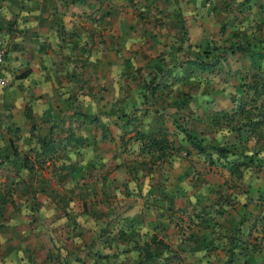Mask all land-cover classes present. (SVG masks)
I'll list each match as a JSON object with an SVG mask.
<instances>
[{"label":"crops","instance_id":"obj_1","mask_svg":"<svg viewBox=\"0 0 264 264\" xmlns=\"http://www.w3.org/2000/svg\"><path fill=\"white\" fill-rule=\"evenodd\" d=\"M180 7L189 33L187 43L206 45L216 37L215 17H201L199 9L184 12ZM160 8L162 13L139 19L121 17L117 6L94 0H0V39L7 47L3 67L7 84L0 89V152L6 166L0 170V179L24 180L14 194L19 210H12L9 217L25 233L11 242L0 241V264H14L17 256L23 264H57L49 251L67 260L83 254L85 261L88 250L112 253L120 243L116 237L119 224L131 217L137 222L131 239L149 237L154 224L161 223L163 230L156 232L171 253L184 257L185 264H204L205 251L197 250L186 238L188 226H194L190 217L198 211L196 198L207 211L213 209L212 197L224 182L216 180V170L228 173L195 154L181 153L170 162L154 160L139 152L141 141L134 139L135 131L175 138L180 133L177 121L184 118L194 123L192 118L218 96L210 90H186L188 103L177 109L172 104L185 92L184 86L179 87L181 78L164 76L152 95L145 90L155 66L169 64L177 55L173 45L179 18L166 6ZM155 15L160 21H155ZM120 105L126 111L137 107L131 124L100 113ZM71 107L76 109L74 115ZM88 115L97 116L105 131L87 122ZM198 129L207 134L206 125ZM198 129L194 131L199 133ZM71 132L82 140L67 141L65 136ZM39 139L55 141L63 149L42 166L33 164L30 172L19 168L16 177L14 168L7 165L19 163L23 154L33 159L35 150L41 148ZM13 149L16 156H11ZM132 165L136 169L131 181L125 167ZM107 180L113 181L111 209L95 202L97 194L93 197ZM114 184L128 187L131 193L114 189ZM166 195L174 199L172 208L165 203ZM28 198L33 223L25 215ZM6 206L0 216L5 217ZM226 211L222 225L211 233L216 245L214 264L223 257L222 234L230 229L231 219L241 214L237 207L227 206ZM104 225L105 232H100ZM200 230L205 232L204 227ZM106 235L114 236L115 242L109 240L112 250L101 244Z\"/></svg>","mask_w":264,"mask_h":264},{"label":"trees","instance_id":"obj_2","mask_svg":"<svg viewBox=\"0 0 264 264\" xmlns=\"http://www.w3.org/2000/svg\"><path fill=\"white\" fill-rule=\"evenodd\" d=\"M69 1L76 2L77 0ZM80 1L85 2V0ZM94 1H100L101 3V0ZM197 1L200 2V6L202 7L199 8L200 16L215 17L213 25L215 27L217 25L220 32H224L227 29L230 32V35L225 39L223 45H216L214 41L208 40L206 45H204L203 41H200L197 44H193V46H191L189 43H186L183 46V43H185V41H187L189 38L188 32L186 29H184L185 26L181 20V7L179 5L173 4L172 6L175 7L174 9H172V7L169 12H173L174 16L177 17V19L179 18L177 21V28L180 30L176 32V41H174L175 45H173V50L174 53H177L182 47L185 57L179 59V57L175 55V58L171 59V63H164L162 65L155 66L152 77L144 83L145 90L151 95L155 91L156 87L160 86L159 81H161V78L164 76H169L171 78H181L182 83L193 80V78H196L197 80L201 79L200 83L203 81L204 91L205 86H208L210 91L217 92L219 88L216 87L215 83L212 82L211 77H209L210 74L216 73L214 70L218 65L217 63L220 61V59L225 58L228 53L231 55L236 53H245L250 48L248 44L249 39L246 38L247 34L244 28L240 26L242 23L238 26L237 20L232 21V24H230L229 18L231 17H229L228 14L224 15V19L217 21L218 13L216 11L217 8L215 7L216 4H212V0ZM205 1L209 2L204 6L202 3ZM259 2L260 1L258 0H241L235 4L236 6L240 5V8L237 7L238 11L246 12L253 8V4L256 6L257 10H260L262 7L264 8V1H262V4L260 3V8ZM111 3L113 6H116L112 1ZM190 3L194 4V1H191ZM243 4L245 7L242 8ZM138 9L140 10L143 8L138 7ZM143 10H140L139 14L136 13L135 17L139 19H146L145 11L144 13L141 12ZM156 12V14H160L163 12V9H157ZM104 14L106 15L107 13ZM154 17H156L155 21H160V16L155 15ZM225 24H228V26ZM129 28H132V26L129 25ZM251 37H255V35H251ZM244 41L246 43H244ZM251 44V47L256 48L254 47L257 45L256 43ZM183 68L187 69V74L182 76L179 74V71ZM202 74H205V76L201 77ZM156 76L158 77L157 79ZM262 80H264V77H262ZM258 85L259 84L257 81L248 82L245 86L243 96H241L242 93L236 92V94L233 93L235 95L230 94L228 96L231 102L230 107L226 109H219L211 112L202 110V114L206 117L203 120L199 119V121H202V123L206 125L205 131L207 134L203 131V129L199 130L196 126V123L187 121L184 122V118L181 119L183 124L177 121L176 129L179 130L180 133L175 135V138L173 139H169L165 135L155 138L153 136L140 133L139 131H135L134 139L141 141L139 152L141 154L149 155V157L154 160L161 159L162 162H170L173 160L172 157L181 156V153L185 156L192 154L203 156L209 164L218 165L221 169L225 170L230 177L243 179L241 178L245 175V172L243 171L249 168V165L253 162L252 159L254 156L257 157V160L264 166V101H260L258 105H254V103L257 101V98L264 96V81L261 88H258ZM249 90L252 93L251 95L247 96ZM143 97L145 99H148V97L150 98V96ZM189 97V92L185 91L179 100L174 102L172 101V105L177 109L182 108L188 103ZM210 102L211 100H209V103ZM249 102H251V105H249ZM136 108L137 107L135 106H131L126 111L122 105L117 107L110 106L107 109H102L100 113L106 119L109 118L117 120L124 125H128L131 124V121L134 119ZM69 110H71V114L73 115L76 113V109L72 110V107L69 108ZM238 117H241L240 120L244 121H240V123L237 121ZM86 118L87 122H95L102 132L105 131L106 128L104 123L102 121L100 122L97 116L88 115ZM196 129L199 130V133L194 131ZM234 133H236L239 138L237 139L238 141L236 140V142L230 141V138ZM65 138L67 141L73 140L77 143L82 140L81 136L75 137L73 136L72 132L67 133ZM241 140H251L249 147L250 155L239 151L236 148V143L240 144ZM39 142L41 148L35 150L33 159L27 156V154H23L18 160L19 163L7 165L8 168H14V175L16 177H19V168L26 169L30 172L33 170V164L36 166H42L44 162L52 158V155H54L57 150L63 149L60 147L58 148V144L55 143V141L51 143L49 141L39 139ZM123 145L125 148L126 143L123 142ZM2 155L3 154L0 152V170L2 168L5 169L6 166L4 164V158H2ZM11 156H16L15 149L12 150ZM125 168L126 174L129 176L128 180H134L133 172L135 171L136 167L132 165L129 169L128 167ZM12 181L13 183L11 182L9 185L14 184L13 186H20L21 183L24 182L23 179L20 181ZM111 182L113 181L107 180V182L101 187L102 189H98L97 192L93 193V197H96L95 194H97L98 197L97 199H94L95 202L105 206L107 209H111V207L113 208L112 204H110V198L112 197ZM224 183H226V181H224L223 184ZM113 188L119 191L125 190V194L131 193V191L127 189L128 187L125 188V186L121 184H114ZM1 190L2 189H0V215L3 206L5 203H7L2 193L3 191ZM219 190L221 189L219 188L218 191ZM7 191L8 190H5V192ZM10 192L11 191L9 190L7 195L10 194ZM246 192H248V195L252 194V192ZM261 194L257 195V197H263L264 200V192L262 195ZM164 198L165 203L168 204V208H172L174 202L173 197L166 195ZM249 199V201H243L245 200L243 198L242 203H240L239 208H237L238 210H241V214H239L238 219H231L232 221L230 229H226L224 234H222V242H225V247L222 249L223 257L218 259V264H262L264 261L263 207L259 205L260 201L251 198V196ZM30 200L31 199L28 198L25 202V208H27V210L33 208ZM219 203L220 204H218L217 201H213V209L207 211L204 209L206 205H201L202 203L200 198H196L195 207L198 208V211L197 213L195 212L192 217H190L194 226H188L190 231L187 233L186 238L193 245L195 244V248L197 250L205 251L203 255L205 257L204 264H214L213 259L215 258L214 250L216 245L213 243L214 238L211 237L213 229L219 228V226L222 225L224 216L227 213V206L232 209L236 208V206L234 207L233 205H227V202ZM91 208L89 209L90 212H92ZM18 210L19 208L16 207L15 211ZM28 215L30 216V222L33 223L35 218L32 211H29ZM7 220L8 217H6V215L5 217L3 215L0 216V224ZM136 223V217H131L130 220H128V222H126L124 225L121 223L119 224V228L116 231V237L120 238V243L115 247V251H112V253L107 252L106 249H97L94 251L88 250V254L90 255H88V260L85 261L83 254H75L73 255L74 257L67 260L64 257L62 258V256L60 257L58 254L49 251L51 260L57 264H185L183 263L184 257L179 256L175 252L171 253L168 244L158 237V233L156 231L163 230V228H161V223L154 224L151 235L141 241L131 239V237L134 235V232H137V227H134ZM200 227H204L205 232H202ZM105 228L106 227L104 225L103 228H101V231H99L105 232ZM100 232H98V236H101ZM105 237L107 238H105L101 244L106 247H110L112 250L114 246L112 247V244L110 245L109 240L115 242V240H113L114 236H111L112 239L107 235ZM260 242L261 245H259ZM92 244V246H94V243ZM188 262L189 261H187V263Z\"/></svg>","mask_w":264,"mask_h":264},{"label":"rangeland","instance_id":"obj_3","mask_svg":"<svg viewBox=\"0 0 264 264\" xmlns=\"http://www.w3.org/2000/svg\"><path fill=\"white\" fill-rule=\"evenodd\" d=\"M111 1L115 3L117 6V10L119 11V14L121 17H128L126 15H130L131 18H135V14L138 13L140 10H143L141 12L144 13L146 18L150 17L147 14L153 15L156 14L157 9L160 8V6H166L168 7V12L172 9H174V5H179L182 6V9L185 12V9H199L202 8L200 6V2L197 0H185V2L181 3L183 0H101L96 2L97 4H110ZM191 1H194L193 3H190ZM241 1V0H212V4H216L217 8V21H220L224 19V14L223 10L227 12L229 15V23L232 24V21H237V25L239 26L241 23V27L244 28L246 32V38L249 39V50L245 53H236L234 55L227 54L225 58L220 59V61L217 63V67L215 68L214 72L215 74H210L209 77L212 78V81H214L216 87H218V96L215 98V101H211L209 103L210 107H206L205 110L206 112H211V111H216L219 109H226L230 107V100L228 96L233 93H242L241 96H243L245 86L248 82H258V88L262 87L263 81L262 77H264V8L262 7L260 10L256 9V6L253 4L251 10H248L246 12H240L238 11V8H240V5L236 6V2ZM259 2V8H260V3L262 4V1L264 0H258ZM209 1H205L202 4L205 6L207 5ZM226 2V3H225ZM148 3V4H147ZM236 3V4H235ZM171 4V5H170ZM146 5V6H145ZM138 7H142L143 9H138ZM238 7V8H237ZM245 7V5H242V8ZM165 10L164 14L167 13ZM259 11V12H258ZM126 14V15H124ZM130 20V19H129ZM224 25V24H223ZM228 26V24H225ZM186 29V26L184 27ZM213 33L215 34V38H213L212 41L216 43V45H223L224 41L226 38L229 37V31L226 29V31L220 32L218 29V26L216 27L213 25ZM224 30V28H223ZM180 31V30H179ZM187 31V29H186ZM188 32V31H187ZM189 34V33H188ZM251 35H255V37H251ZM188 42L185 41L183 43V46ZM213 43V44H214ZM244 43H246L244 41ZM251 43H256L253 48L251 47ZM177 57L184 58V50L181 47L180 51L177 52ZM179 74L186 75L187 74V69H182L179 71ZM204 77L205 74H202L201 77ZM227 79V81H226ZM200 80H197L196 78L193 80H189L188 82L181 83L179 87L182 88L184 86V90L190 92H200L204 93V84L203 81L200 83ZM224 82V84L222 83ZM200 83V84H199ZM200 86H199V85ZM192 85V86H191ZM203 87V88H201ZM205 91H209V87L205 86ZM221 91L225 92L221 95ZM228 93V95H227ZM235 93V94H236ZM251 91L249 90L247 93L248 95H251ZM233 94V95H235ZM260 101H264V96H260L257 98V101L254 103V105H258ZM249 105H251V102H249ZM248 105V106H249ZM203 110V111H205ZM205 115L202 113L197 116V118H192V121L196 123V126L198 128H203L204 123L202 121H199V119H205ZM241 117L237 118V121H244L240 120ZM240 122V123H241ZM239 135V133L237 132ZM236 133L233 134V136L230 138V141L236 142L238 138ZM238 141V140H237ZM250 141L251 140H241L240 144L236 143V148L239 151H242L244 153H247L250 155ZM253 162L249 165V168L247 170L243 171L245 172L244 177H241L243 179H237L235 177H230L229 175H226L225 173H221V171L216 170L217 178L216 180L218 181H226L221 187V190L218 191L219 188H216V191L214 193V197H212V200L215 202L217 201L218 204L219 202H227V205H233L234 207L236 206L239 208L240 203H242L243 198L245 200L243 201H249V197L254 198L257 201H260L259 205L263 207V213H264V200L263 197H257L259 194H263L264 192V166L257 160V157H253ZM256 162V163H255ZM13 183L12 180H3L1 181L0 179V189L3 191V195L5 197V201L7 202V210L4 212L6 217H8V220L5 222H2L0 224V241L6 240L7 242H11L13 239L15 240L18 236L22 237L25 235V233L20 231V226L18 224H15L13 220H10L11 218L9 217L10 213L12 210L16 208V204L14 201V197H17L16 193H19L17 190V186L15 187L12 185H9L10 183ZM247 185V186H246ZM6 186V188H5ZM224 188V189H223ZM247 189V190H246ZM5 190H8L5 192ZM11 191L10 194L7 195V193ZM246 191L252 192L251 195H248ZM243 193V194H242ZM261 194V195H262ZM238 195V196H237ZM245 195V196H244ZM262 200V201H261ZM217 204V205H218ZM233 207V208H234ZM32 209L26 208L25 215H28L29 211ZM35 222V220H33ZM36 228V225L34 226ZM37 235H35L36 237ZM13 240V241H14ZM261 245V242L260 244ZM55 253V252H54ZM13 259V258H12ZM7 260V259H6ZM9 261V260H8ZM11 261V259H10ZM9 261V262H10ZM14 264H23V262H20L18 260V256L16 257V261ZM264 264V261L263 263Z\"/></svg>","mask_w":264,"mask_h":264},{"label":"built area","instance_id":"obj_4","mask_svg":"<svg viewBox=\"0 0 264 264\" xmlns=\"http://www.w3.org/2000/svg\"><path fill=\"white\" fill-rule=\"evenodd\" d=\"M6 55H7V47L3 43V41L0 39V89L5 87L7 84L6 76L3 73V67H4ZM1 126L2 124H1V117H0V128Z\"/></svg>","mask_w":264,"mask_h":264}]
</instances>
